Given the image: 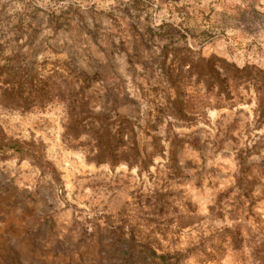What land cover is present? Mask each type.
<instances>
[{
	"label": "rangeland",
	"instance_id": "374dc122",
	"mask_svg": "<svg viewBox=\"0 0 264 264\" xmlns=\"http://www.w3.org/2000/svg\"><path fill=\"white\" fill-rule=\"evenodd\" d=\"M84 102L115 165L70 130ZM0 142L29 151L0 150V264H264V0H0Z\"/></svg>",
	"mask_w": 264,
	"mask_h": 264
},
{
	"label": "trees",
	"instance_id": "16d2710c",
	"mask_svg": "<svg viewBox=\"0 0 264 264\" xmlns=\"http://www.w3.org/2000/svg\"><path fill=\"white\" fill-rule=\"evenodd\" d=\"M70 113L72 114L71 132L74 136H78L82 131L86 129V126L90 127V132L95 134L97 153L90 157V160L97 163H110L115 165L118 162V155L116 153L117 145H115V134L112 133L109 128L108 118L101 116H94L88 109V104L84 103H71L69 105ZM179 113L181 112L178 111ZM180 120H185L186 117L181 113ZM95 123L99 124V128L96 129ZM120 134V132H119ZM133 135V144L135 146L134 161L136 163H142L143 168H146V163H150L147 157L144 155V151L139 150V141L137 136ZM1 144V142H0ZM26 144L16 143L14 145H4L0 150L13 151L16 154H22L23 152H29L26 150ZM28 147V146H27ZM151 148L155 154L162 153V147L160 145V138L157 136L152 137ZM41 159H37V162L44 172H47L53 176L56 182H59V175L56 170L50 164H44ZM119 243V244H117ZM112 243L111 247H100L98 257L94 261L95 264H105L104 260H108L110 264H184L189 259V251L177 249L173 246V251H167L163 254H158L154 247L147 245H136L130 241ZM101 244V242H99ZM90 244L88 247H90ZM82 248V247H81ZM109 249V250H107ZM75 251L71 254L78 255L80 251V245H77ZM79 256V255H78ZM108 264V263H107Z\"/></svg>",
	"mask_w": 264,
	"mask_h": 264
}]
</instances>
